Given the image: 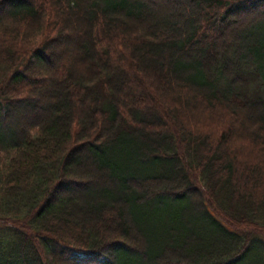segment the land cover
<instances>
[{"label": "trees", "instance_id": "16d2710c", "mask_svg": "<svg viewBox=\"0 0 264 264\" xmlns=\"http://www.w3.org/2000/svg\"><path fill=\"white\" fill-rule=\"evenodd\" d=\"M0 264H264V0H0Z\"/></svg>", "mask_w": 264, "mask_h": 264}]
</instances>
